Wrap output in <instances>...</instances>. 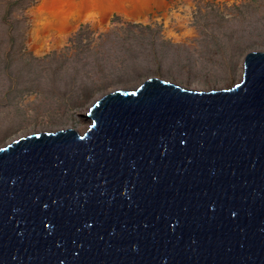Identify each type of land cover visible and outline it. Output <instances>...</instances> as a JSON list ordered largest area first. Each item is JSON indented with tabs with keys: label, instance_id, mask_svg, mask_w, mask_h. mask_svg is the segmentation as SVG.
I'll use <instances>...</instances> for the list:
<instances>
[{
	"label": "water",
	"instance_id": "1",
	"mask_svg": "<svg viewBox=\"0 0 264 264\" xmlns=\"http://www.w3.org/2000/svg\"><path fill=\"white\" fill-rule=\"evenodd\" d=\"M229 87L109 89L87 128L0 146V264H264V50Z\"/></svg>",
	"mask_w": 264,
	"mask_h": 264
},
{
	"label": "rangeland",
	"instance_id": "2",
	"mask_svg": "<svg viewBox=\"0 0 264 264\" xmlns=\"http://www.w3.org/2000/svg\"><path fill=\"white\" fill-rule=\"evenodd\" d=\"M38 1L0 0V146L39 130L82 132L96 98L148 76L229 87L242 76L244 54L264 50V0H168L147 23L115 13L107 30L83 23L61 49L38 55L29 45Z\"/></svg>",
	"mask_w": 264,
	"mask_h": 264
},
{
	"label": "bare ground",
	"instance_id": "3",
	"mask_svg": "<svg viewBox=\"0 0 264 264\" xmlns=\"http://www.w3.org/2000/svg\"><path fill=\"white\" fill-rule=\"evenodd\" d=\"M168 3V0H135L136 10L143 11L153 10L155 5L166 10ZM108 5H110L108 2L97 0H39L38 4L29 11L33 23L29 32L30 48L38 55L51 49H61L83 23L91 24L99 30H107L111 19L110 14L107 13ZM112 6L120 13L124 11L122 0L113 3ZM137 14V17L124 19L136 23L150 21L144 13ZM82 118L87 122L90 121L86 113Z\"/></svg>",
	"mask_w": 264,
	"mask_h": 264
},
{
	"label": "crops",
	"instance_id": "4",
	"mask_svg": "<svg viewBox=\"0 0 264 264\" xmlns=\"http://www.w3.org/2000/svg\"><path fill=\"white\" fill-rule=\"evenodd\" d=\"M97 1H103V2L105 1L110 4L108 5L107 13L110 14L111 18L115 13L121 16L122 18H133V17H137L138 15L137 13H144V15L150 18L149 15L152 12V10L150 11H143L142 9L136 10L135 0H122L124 2V6H123L124 11L121 13L118 12L116 8L114 9V6H112L113 3L119 0H97ZM111 9H114V10L112 11Z\"/></svg>",
	"mask_w": 264,
	"mask_h": 264
}]
</instances>
